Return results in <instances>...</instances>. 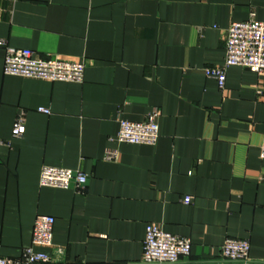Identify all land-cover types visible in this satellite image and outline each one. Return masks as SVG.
<instances>
[{
	"label": "crops",
	"instance_id": "1",
	"mask_svg": "<svg viewBox=\"0 0 264 264\" xmlns=\"http://www.w3.org/2000/svg\"><path fill=\"white\" fill-rule=\"evenodd\" d=\"M251 14L264 23V0H0L7 47L85 67L79 84L6 76L0 48V258L50 216L52 247L35 251L53 264H139L149 225L189 240L179 264L219 262L227 239L264 261V72L231 67L222 90L205 74ZM154 111L155 145L117 141L120 120ZM43 168L86 185L41 187Z\"/></svg>",
	"mask_w": 264,
	"mask_h": 264
},
{
	"label": "built area",
	"instance_id": "2",
	"mask_svg": "<svg viewBox=\"0 0 264 264\" xmlns=\"http://www.w3.org/2000/svg\"><path fill=\"white\" fill-rule=\"evenodd\" d=\"M0 48L4 49L3 74L26 79L46 82L81 83L83 81L84 64L62 59L42 60L33 56L29 50L13 49L0 40ZM225 57L222 66L205 70L209 78H213L222 90L225 86L226 72L231 67H240L250 72H264V23L257 22L254 15L242 23H233L227 30L225 40ZM40 113L48 114L47 110L39 109ZM159 113L149 114L144 122L132 123L119 121L117 141L128 145L153 146L159 137L156 122ZM24 132L21 119L17 120L12 129L14 138ZM0 140V146H4ZM264 159V140L259 149ZM114 152H107L106 159L115 158ZM87 177L80 172L71 170L43 168L40 173L41 187L68 190L73 187L81 191L86 185ZM189 198L184 200L189 203ZM54 219L50 216H38L35 219L31 245L23 249L18 259L0 258V264H53L48 255L35 251V248L52 247V229ZM249 243L246 240L227 239L221 246L220 261L204 264H264V261L253 262L249 257ZM190 242L186 238L173 236L149 225L146 228L139 264H179L189 256Z\"/></svg>",
	"mask_w": 264,
	"mask_h": 264
}]
</instances>
